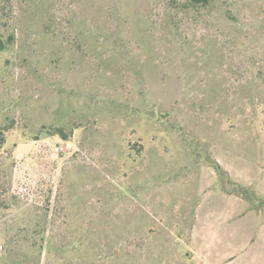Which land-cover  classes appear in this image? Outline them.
Here are the masks:
<instances>
[{"label":"rangeland","instance_id":"374dc122","mask_svg":"<svg viewBox=\"0 0 264 264\" xmlns=\"http://www.w3.org/2000/svg\"><path fill=\"white\" fill-rule=\"evenodd\" d=\"M187 3L16 0L0 264H222L264 238V0Z\"/></svg>","mask_w":264,"mask_h":264},{"label":"trees","instance_id":"16d2710c","mask_svg":"<svg viewBox=\"0 0 264 264\" xmlns=\"http://www.w3.org/2000/svg\"><path fill=\"white\" fill-rule=\"evenodd\" d=\"M16 0H0V55H9L16 45V34L14 27V4ZM209 0H188L187 5L191 8H197L200 5H207ZM10 67V60L6 59L4 62V68ZM11 74L6 72L5 76L0 79V151L3 150L8 143L9 136L19 127V122L16 120V98L9 99L10 93L9 79ZM52 129V128H51ZM50 135L61 134L64 139L68 136L62 129L50 130ZM13 151L12 149L10 150ZM9 155L8 158H10ZM2 165V162H0ZM220 170V166L217 162L212 161ZM4 200L0 196V209L3 208Z\"/></svg>","mask_w":264,"mask_h":264},{"label":"crops","instance_id":"0c3cea01","mask_svg":"<svg viewBox=\"0 0 264 264\" xmlns=\"http://www.w3.org/2000/svg\"><path fill=\"white\" fill-rule=\"evenodd\" d=\"M224 262L222 264H264V238L255 240L251 249L241 248L232 259Z\"/></svg>","mask_w":264,"mask_h":264},{"label":"built area","instance_id":"2783aa9c","mask_svg":"<svg viewBox=\"0 0 264 264\" xmlns=\"http://www.w3.org/2000/svg\"><path fill=\"white\" fill-rule=\"evenodd\" d=\"M3 249V247L2 246H0V251Z\"/></svg>","mask_w":264,"mask_h":264}]
</instances>
